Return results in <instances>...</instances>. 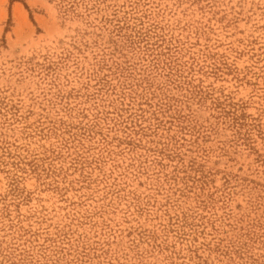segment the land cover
Masks as SVG:
<instances>
[{
	"label": "rangeland",
	"instance_id": "rangeland-1",
	"mask_svg": "<svg viewBox=\"0 0 264 264\" xmlns=\"http://www.w3.org/2000/svg\"><path fill=\"white\" fill-rule=\"evenodd\" d=\"M0 264H264V0H0Z\"/></svg>",
	"mask_w": 264,
	"mask_h": 264
}]
</instances>
